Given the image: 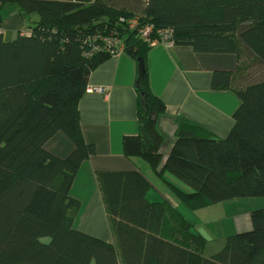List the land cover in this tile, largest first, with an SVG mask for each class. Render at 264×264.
Segmentation results:
<instances>
[{"label":"trees","instance_id":"trees-1","mask_svg":"<svg viewBox=\"0 0 264 264\" xmlns=\"http://www.w3.org/2000/svg\"><path fill=\"white\" fill-rule=\"evenodd\" d=\"M9 3L38 20L10 42L0 33V264H264V208L249 212V230L227 235L205 257L206 238L170 203L148 201L149 182L137 169L98 174L115 245L74 228L79 202L69 194L95 153L78 101L91 70L115 54L110 40L137 67L139 131L122 137L123 155L143 159L191 210L264 196V71L251 75L264 66V0H0V9ZM147 25L150 40L168 29L174 45L238 62L210 80L212 90L239 99L229 133L215 138L183 120L160 169L156 118L166 106L148 86L151 45L140 33ZM57 132L73 145L64 158L44 149Z\"/></svg>","mask_w":264,"mask_h":264},{"label":"crops","instance_id":"crops-1","mask_svg":"<svg viewBox=\"0 0 264 264\" xmlns=\"http://www.w3.org/2000/svg\"><path fill=\"white\" fill-rule=\"evenodd\" d=\"M6 5L0 9V30L2 39L10 42L18 34L28 32L25 26L28 21L23 10ZM237 63L235 55L230 53H197L188 46H167L161 42L150 46L146 57L149 90L166 106V111L156 118L157 129L163 136L159 169L183 120L200 125L215 138H224L229 133L239 99L231 90H212L210 80L215 70L235 72ZM136 68V62L124 52L112 54L91 70L87 80V87H102L105 93L84 91L78 101L81 131L85 141L94 145L95 153L81 163L69 191L70 196L79 202L73 225L80 232L114 245L115 235L98 182L100 172L139 170L149 182L146 192L148 201H166L179 208L190 223L193 222L185 208L167 198L170 196L165 181L143 159L123 155L122 137L139 131L134 87ZM44 149L58 158H64L72 151L73 145L63 133L57 132L44 144ZM164 177L180 186L166 173ZM153 189L155 191L152 193ZM230 201L232 199L201 208L206 215L223 212L224 215L209 217L210 220L205 222L216 225L210 231L223 232V235H219L220 239L218 237L213 242L207 237L209 229L206 232L199 224L193 225L196 226L194 230L206 238L202 250L205 257L218 251L227 235L250 229L249 211L229 214L230 208L223 205Z\"/></svg>","mask_w":264,"mask_h":264},{"label":"rangeland","instance_id":"rangeland-1","mask_svg":"<svg viewBox=\"0 0 264 264\" xmlns=\"http://www.w3.org/2000/svg\"><path fill=\"white\" fill-rule=\"evenodd\" d=\"M7 7H11V6H14V7H17L15 4H12V3H9L8 5H6ZM5 6V8H6ZM4 10V9H3ZM132 11L136 14V15H141L140 13V10H136V9H132ZM24 12V16H25V20H27L28 22L26 23L25 22V26L27 29H29L33 24L34 22H36L38 20V15L36 13H27L25 11ZM30 19V20H29ZM28 26H27V25ZM259 71H264V66L262 65H256L254 66V68L252 69L251 71V75H252V78L257 76V74L259 73ZM255 79V78H254ZM167 176L173 178L171 175H169L168 173H166ZM162 183L163 186H166L164 185V183L162 181H160ZM168 187H166V190L169 192V196L170 197H167L169 200L176 203V205H180L182 208H185V210H187V215H191V219L193 222L192 225L194 224H199V226H201V228L203 229V231H206L209 229V231L207 232L209 235L207 236L208 239L212 240L213 242L216 241L215 239H217L219 237V235H223L220 230L219 232H215V231H210L213 227H216V225L212 226L211 224H206L205 222L209 221L210 218L209 217H220L221 215H224L222 214L223 212H217L215 214H211V215H206L205 214V211H203V209H200V210H191L190 208H188L184 203H182L171 191L170 189H167ZM155 191V189H153L152 193ZM234 204V206H233ZM227 208H230V213L232 215V213H239V214H242V213H247L248 211L250 212L251 210H254V209H259V208H264V196H261V197H242V198H235V199H232V201H230L229 203H225V205H223ZM177 211H179V208H176ZM211 218V219H212ZM228 220H231L228 219ZM221 223H222V220H220ZM196 227V226H195ZM193 226V228H195ZM221 228V226H220ZM220 239V237H219ZM211 243V242H210Z\"/></svg>","mask_w":264,"mask_h":264},{"label":"built area","instance_id":"built-area-1","mask_svg":"<svg viewBox=\"0 0 264 264\" xmlns=\"http://www.w3.org/2000/svg\"><path fill=\"white\" fill-rule=\"evenodd\" d=\"M135 26V22L132 21V27ZM151 32V27L150 26H145L140 30L141 36L143 38H145L146 40H148L149 44L152 46L158 42H161L167 46L172 45L171 41H170V31L168 29H159L156 32V38L150 40L149 39V35ZM1 33V30H0ZM108 40V46L107 48H109V50L111 51V53H118V52H122V48L121 47H117L116 43ZM85 91L87 92H95V93H99V94H104L105 93V88L102 87H86Z\"/></svg>","mask_w":264,"mask_h":264}]
</instances>
